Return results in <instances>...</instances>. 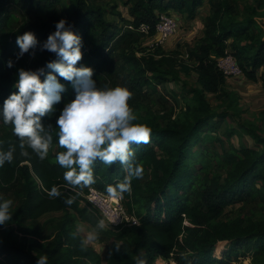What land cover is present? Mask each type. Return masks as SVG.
<instances>
[{
    "label": "trees",
    "instance_id": "1",
    "mask_svg": "<svg viewBox=\"0 0 264 264\" xmlns=\"http://www.w3.org/2000/svg\"><path fill=\"white\" fill-rule=\"evenodd\" d=\"M256 1L252 14L238 19L239 11L230 0H128L130 19L112 12L123 22L118 26L106 18L108 9L95 0H0V104L17 91L19 69L52 71L46 62L58 57L41 45L63 18L82 39L77 66L91 67L98 86H110L114 78L127 85L136 93L129 104L138 120L151 128L150 143L132 145L144 174L134 178L131 191L122 196L127 214L138 222L99 230L97 237L105 242L102 258L75 227L79 220L94 230L100 220L95 210L80 204L81 194L90 186L108 193L107 187L123 181L126 172L118 162L108 166L97 160L95 184L79 194L66 186V169L56 162L57 152L63 149L57 143L55 122L64 104L74 98L72 83L56 74L64 91L55 111L42 118L53 125V143L45 160L31 149L28 156L21 155L12 126L0 122V148L16 146L14 160L0 167V191L15 198L11 220L0 225V264H36L43 254L48 264H153L156 258L167 264H234L247 255L251 264H264V137L251 130L262 147L230 144L225 149L223 139L208 132L216 131L228 110H215L206 97L220 95L228 107L234 101L222 90L226 75L217 67V58L232 56L252 80L264 67V27L254 18L264 1ZM203 7L208 13L201 35L184 59L178 51L145 48L137 56L141 36L156 34L160 15L173 11L193 20ZM142 24L149 27L147 33L138 30ZM25 31L33 32L38 44L19 55L16 37ZM9 60L12 67H8ZM191 71L197 86L191 88L192 102L180 114L172 107L162 113L150 108L139 111L134 99ZM232 133L230 129L223 135L229 140ZM208 139L218 142L220 151L209 150ZM212 164L220 165L225 176H211ZM54 185L59 186L61 196L50 198L47 191ZM73 196L74 203L67 205L64 200ZM252 201L260 209L258 217L222 218L226 206ZM52 212L62 215L41 222L42 216Z\"/></svg>",
    "mask_w": 264,
    "mask_h": 264
},
{
    "label": "clouds",
    "instance_id": "2",
    "mask_svg": "<svg viewBox=\"0 0 264 264\" xmlns=\"http://www.w3.org/2000/svg\"><path fill=\"white\" fill-rule=\"evenodd\" d=\"M16 42L19 55L38 44L31 31L18 35ZM41 47L58 57L46 62V67L52 71L44 74L43 68L19 69L14 84L17 91L11 92L0 104V122L12 126L21 155L28 156L31 149L40 160H45L53 143V125L45 124L42 118L55 111L54 105L61 101L64 91L56 74L70 81L75 90L74 98L64 104L55 122L57 143L63 149L57 152L56 162L66 169L63 174L66 186L79 194V190L95 184L93 165L97 160L108 166L118 162L126 175L115 186L109 185L107 192L121 198L131 191L132 180L144 174L132 145L150 143L151 134V128L138 120L129 104L131 90L127 85L98 86L91 67L77 66L82 58V39L63 18L55 23V29ZM8 67H12L11 60ZM15 152V145L7 150L0 148V167L11 163ZM47 194L50 198L60 197L59 186H52ZM74 200L73 196L64 202L72 205ZM12 205L11 199L0 197V225L11 220ZM104 228L105 221L100 219L96 228L88 233L87 240H95L99 230ZM36 264H48L47 254L38 256Z\"/></svg>",
    "mask_w": 264,
    "mask_h": 264
},
{
    "label": "rangeland",
    "instance_id": "3",
    "mask_svg": "<svg viewBox=\"0 0 264 264\" xmlns=\"http://www.w3.org/2000/svg\"><path fill=\"white\" fill-rule=\"evenodd\" d=\"M128 0H95L96 3L106 7L108 11L105 12V16L108 20L115 22L118 26H123V22L120 18L112 12H120L125 18H131L129 16L128 8L130 3ZM264 1V0H262ZM230 2L238 9V19H242L246 15L252 14V9L257 4L256 0H230ZM208 13V9L203 7L195 19L190 20L186 15H180L171 11L169 15L177 17V27L173 34L165 39L160 40V36L156 33L153 36L144 34L141 36L139 43L137 44V56L141 55L140 48H145L147 51H159L165 52L178 51L181 55L180 58L186 57V51L189 47L193 46L203 29V19ZM256 20L264 27V8H260L256 11L254 16ZM219 59V58H217ZM222 69L231 72L233 69L234 59L232 56L227 58H221L218 60ZM257 79L252 80L245 76L242 72L237 75L235 73L226 74L225 83L222 85V90L229 93L234 100L231 106H226V99L221 98L217 94H206V97L212 104L215 110L221 111L222 108L228 110V116L221 120L216 131H210L214 136H218L224 141V148L227 149L230 144H233L236 148L241 147H262L256 141V138L252 136L251 130L258 132L264 137V67H261L256 73ZM120 85L119 81L114 78L110 82V86ZM197 86L196 75L194 72L188 74L179 73L178 80H168L163 82L156 92L151 93L147 91L142 97L134 99L133 101L139 105V111L145 113L147 108H150L154 113L168 112L169 108H174L175 114H180L184 110L187 103L192 102L191 88ZM132 93V100L134 98ZM129 100V101H130ZM137 108V107H135ZM137 110V109H135ZM239 124L247 126V129L240 127ZM233 129L234 133L226 139L224 132L226 130ZM209 150L220 151L218 142H211L209 139L206 141ZM199 150V146L194 149L196 152ZM211 176L220 174L225 176V170L220 168V165L212 164ZM0 197H9L11 200H15L12 194H4L0 191ZM83 204V203H81ZM260 209L258 204L254 201L247 203H235L228 205L224 208L223 219H232L236 216L243 215L245 217H258ZM62 212L47 213L40 218L43 222L49 217L61 216ZM75 227L79 234L82 235L86 244L97 250L102 258L105 255V242L101 241L98 237L89 242L87 235L92 228L85 222L77 220ZM106 227V226H105ZM107 228V227H106ZM251 253H249L250 255ZM155 264H167L166 260L156 258ZM172 264L174 262L171 261ZM234 264H251L250 256L245 258H239Z\"/></svg>",
    "mask_w": 264,
    "mask_h": 264
},
{
    "label": "built area",
    "instance_id": "4",
    "mask_svg": "<svg viewBox=\"0 0 264 264\" xmlns=\"http://www.w3.org/2000/svg\"><path fill=\"white\" fill-rule=\"evenodd\" d=\"M127 27L133 29L131 25H128ZM176 27V17L169 14H162L160 15L159 22L156 24V33L159 34L160 40H165L169 38L173 32H175ZM148 29L149 27L144 24L140 25L138 28V30L143 33H147ZM228 56L223 58L225 59ZM219 59H217V67L225 75L231 74L232 72L235 73V75L241 73V70L235 61L233 62V69L231 68L232 71L228 72L221 68L218 61ZM81 195L83 198L80 200V204L83 203L81 204L82 206H86L95 210L99 216V219H103L105 221V226L108 229H114L117 226L123 224H137L138 222L136 217L127 214L122 202V197H113L109 193L98 190L93 186L88 187L87 191Z\"/></svg>",
    "mask_w": 264,
    "mask_h": 264
},
{
    "label": "crops",
    "instance_id": "5",
    "mask_svg": "<svg viewBox=\"0 0 264 264\" xmlns=\"http://www.w3.org/2000/svg\"><path fill=\"white\" fill-rule=\"evenodd\" d=\"M176 17V16H175ZM177 18V17H176ZM153 264H155V263H153Z\"/></svg>",
    "mask_w": 264,
    "mask_h": 264
}]
</instances>
